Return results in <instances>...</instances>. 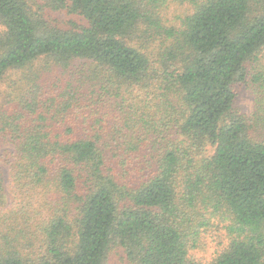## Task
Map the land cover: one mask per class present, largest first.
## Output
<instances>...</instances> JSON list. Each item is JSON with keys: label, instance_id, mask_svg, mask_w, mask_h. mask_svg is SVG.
Segmentation results:
<instances>
[{"label": "trees", "instance_id": "trees-1", "mask_svg": "<svg viewBox=\"0 0 264 264\" xmlns=\"http://www.w3.org/2000/svg\"><path fill=\"white\" fill-rule=\"evenodd\" d=\"M31 1L0 0V83L14 70L21 82L0 111L17 201L0 215V264H108L114 248L130 264H264V138L232 106L251 76L264 115V0H174L193 8L178 29L157 17L167 0H40L84 17L78 31L45 26ZM141 26L172 42L158 63L130 45ZM152 85L182 139L121 180L110 152L153 129L140 96ZM212 220L228 242L202 263L192 252Z\"/></svg>", "mask_w": 264, "mask_h": 264}, {"label": "rangeland", "instance_id": "rangeland-1", "mask_svg": "<svg viewBox=\"0 0 264 264\" xmlns=\"http://www.w3.org/2000/svg\"><path fill=\"white\" fill-rule=\"evenodd\" d=\"M31 1V0H29ZM41 6H38L36 4ZM31 10L34 12V17L40 18L46 24L45 26L59 29L62 31H78L80 28L86 27L87 22L84 17L78 14L71 13L68 9L53 11L50 9H43L40 0H32L29 2ZM40 9H39V8ZM38 11V12H37ZM193 8L189 3H181L174 0H167L166 4L156 11L157 17L162 21L166 27H173L178 29L182 27L183 20L192 14ZM151 30H147L145 26H141L139 31L133 36L130 45L136 50L146 55L151 62L158 63L165 56V54L172 48V42H161L159 39L151 38ZM189 54L185 51L184 55ZM160 68L159 73L162 72ZM253 74L252 72L250 73ZM251 76H248L246 83L238 84L234 87L235 99L233 102V111L243 115L249 120L253 127L250 129V134L253 138H264V125L261 123V118L264 116L258 109L257 96L258 89L255 85H251ZM21 85L20 72L14 70L9 72L4 80L0 83V111L9 107L6 97L11 94L14 89ZM155 85H152L147 91H141V104L143 109H146L151 115L156 117L153 122V129H148L142 132L136 130L137 134L141 137V145L137 151L129 152L125 155L123 152L111 151L110 156L113 158L111 163L115 173L121 176V180L137 182L146 172L144 168L149 166V160L155 149H165L168 147L169 140H181L182 137L178 135L175 130L164 131L162 126V115H156L154 95L156 93ZM173 103L177 102L172 100ZM155 112V113H154ZM259 116V120L257 118ZM258 122V123H257ZM141 126V124H140ZM144 129V128H143ZM149 131V134H145ZM137 135V136H138ZM154 148V151H152ZM12 154V147L9 143H4L0 140V172L3 177V188L5 195V203L0 207V215L11 213L13 206L16 204L15 194L13 192V183L10 174V158ZM2 213V214H1ZM198 248L192 254L197 260L202 263L209 262L223 251L228 240L226 236L225 223L219 220H212L209 226L201 229V234L198 240ZM108 264H130L125 256L122 248H114L110 251L108 256Z\"/></svg>", "mask_w": 264, "mask_h": 264}]
</instances>
